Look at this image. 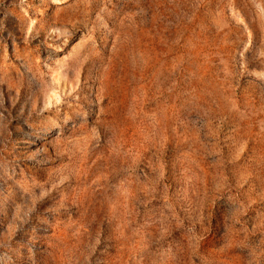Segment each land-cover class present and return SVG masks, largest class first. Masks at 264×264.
I'll use <instances>...</instances> for the list:
<instances>
[{
    "label": "rangeland",
    "instance_id": "1",
    "mask_svg": "<svg viewBox=\"0 0 264 264\" xmlns=\"http://www.w3.org/2000/svg\"><path fill=\"white\" fill-rule=\"evenodd\" d=\"M0 264H264V0H0Z\"/></svg>",
    "mask_w": 264,
    "mask_h": 264
}]
</instances>
